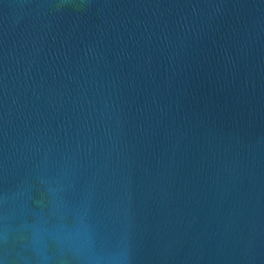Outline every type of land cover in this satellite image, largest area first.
Masks as SVG:
<instances>
[{"label":"water","instance_id":"obj_1","mask_svg":"<svg viewBox=\"0 0 264 264\" xmlns=\"http://www.w3.org/2000/svg\"><path fill=\"white\" fill-rule=\"evenodd\" d=\"M0 264H264V0H0Z\"/></svg>","mask_w":264,"mask_h":264}]
</instances>
